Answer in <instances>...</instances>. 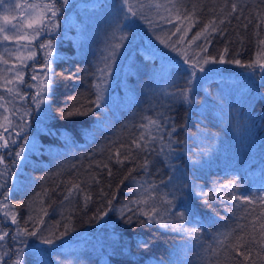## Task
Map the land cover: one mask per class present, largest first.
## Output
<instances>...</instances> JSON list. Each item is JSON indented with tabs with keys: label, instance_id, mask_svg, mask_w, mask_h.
<instances>
[{
	"label": "trees",
	"instance_id": "1",
	"mask_svg": "<svg viewBox=\"0 0 264 264\" xmlns=\"http://www.w3.org/2000/svg\"><path fill=\"white\" fill-rule=\"evenodd\" d=\"M78 2L64 6L57 0L67 18L76 11L78 24L48 35L54 53L60 55L52 62V87L57 77L63 87L48 97L49 119L39 133L40 147L16 169L12 158L10 177L0 189L10 193L8 200L18 209V224L5 225L1 216L3 230L9 233L6 245L11 246L5 264L15 259V249L24 247L12 239L17 226L31 230L39 219L43 222L36 223L37 236L20 238L27 247L33 245L31 252L23 254L22 264H251L227 244L217 242L219 233L247 223L239 218L245 206L235 207L221 195L196 193L226 195L233 189L221 185L234 181L240 194L264 195V70L235 63L209 64L205 73L197 72L189 82L180 49L209 20L224 18L219 25L223 32L212 34L208 51L200 52L201 40L187 49V55L218 57L227 48L226 60L253 63L258 48L264 47L258 43L264 39V25L257 28L256 15L264 12V0H228L239 7L238 13L227 17L220 12L225 0H179L181 8H195V16L184 45L177 44L175 52L160 39L177 40L180 33L171 32L187 22L166 24L160 17L168 13L150 6L168 0H140L147 19L127 21L121 14V0ZM59 24L61 31L63 23ZM114 27L127 37L119 49L113 48L120 43ZM112 51L117 55L107 61L111 74L106 81L98 79L97 68L104 66V57ZM97 84L103 89L100 107L91 103L96 100ZM185 87L190 89L188 100L178 95ZM74 108L86 114L65 118ZM149 116L163 122L165 134L176 129L171 133L175 151L134 150L129 160L118 163L115 153L119 151L123 158L141 131L139 125ZM35 129L28 127L25 132L35 134ZM18 138L17 148L22 144ZM163 143H169L167 135ZM154 147L159 149V142ZM146 156L150 163L144 169ZM76 183L90 200L85 201L84 193L65 198ZM141 185H155L154 196L167 194L173 212L184 211L188 205L196 219L207 225L199 242L184 231L140 223L144 217L135 216L131 223L127 216L121 218L120 209L141 196ZM185 216L188 228L191 216L188 212ZM172 222H176L174 216ZM66 228L55 244H41L37 239L41 233L55 239ZM252 247L259 251L258 245ZM256 251L251 253L252 260L264 264V253L257 256Z\"/></svg>",
	"mask_w": 264,
	"mask_h": 264
},
{
	"label": "snow or ice",
	"instance_id": "2",
	"mask_svg": "<svg viewBox=\"0 0 264 264\" xmlns=\"http://www.w3.org/2000/svg\"><path fill=\"white\" fill-rule=\"evenodd\" d=\"M69 3V0H62V5L66 6ZM5 0H0V5H4ZM150 6L155 7L156 9H164L168 15L161 16L160 18L166 24H173L175 21H186L187 23H179L171 32V35H176L180 33V36L175 41H170L168 39H160V43L164 44L165 47L170 48L172 51H177L176 45H184L185 38L187 37L188 31H190L193 17L195 16V8L189 11L186 8H181L179 0H168L167 3L154 2ZM144 5L140 0H121V14L123 15L124 20H131L132 18H142L147 19L143 13ZM238 4L232 2L228 3V0H225L224 6L220 9V12L223 13L224 17L232 16L233 14L238 13ZM225 8H230V11L224 12ZM15 9H23L22 13L19 14V19L16 22H13L10 19L9 15H4L2 17L3 24H0V44H14V49H9L5 47L4 54L0 55V65H3V69H0V90L7 93V96L0 95V149H7L10 145H16L17 141L15 137H20L23 132L29 127L27 122V117L31 114V109H24L21 113L20 109L16 107L17 101H25L28 99V96L23 94L20 89V85L25 84V72L24 69L28 68L27 61L35 59L37 52L36 47H39L43 50L44 62L42 68L47 69V72L42 73V79L38 81L36 85L27 84L28 88L35 87L37 90L32 96V103L36 106L37 110H40L42 105L47 103V98L51 94L52 89V79L49 73L52 68L53 56V44L51 40L47 42L41 41L39 45H36L34 42L45 34H51L53 30L59 27L56 17L59 13V8L57 7V0H40L39 3L31 2L26 4L16 3L13 5V8L8 11H14ZM126 9V11H125ZM257 19L259 24L257 28L261 25H264V12H258ZM225 22L224 18L211 19L202 30L198 31L191 40L188 41L187 45L180 49V55L184 59V63L188 65L186 69L189 73V82L196 77L197 72L205 73V66L209 64H226V63H235L241 67L255 68L259 67L264 70V47H259L256 53V58L253 63L248 65H243L239 60H226L224 54L227 53L228 49L223 50V54L218 57L207 56V55H193L191 58L187 55V49L191 47L192 44H196L197 41L203 40V44L197 45L200 52L206 53L208 51V46L211 43L212 34L220 31L219 25H223ZM246 27V25H245ZM183 29V31H182ZM259 35V33H257ZM127 37L121 35L119 37L121 43L113 45L114 49H119L122 46V42ZM159 39V37H158ZM25 42V43H22ZM259 45H264V39L259 40ZM117 55L116 51H112L110 56H105L104 60L106 63L102 67L97 68V72L101 75L98 79L107 80L111 74L110 64L107 61L111 60L112 57ZM14 57V61L11 59ZM31 80L37 81V75L35 72L31 75ZM96 100L91 101L95 104L96 107H100V101L102 99V86L100 84L95 85ZM189 88L185 87L179 92V96L184 100H188ZM175 95V94H174ZM83 107V105H81ZM19 114V115H18ZM86 113L81 111L79 108H74L72 111L67 113V117H72L75 115H85ZM18 116V119H17ZM145 123H141L139 128L141 129L140 133L136 138L131 141V146L129 150L125 152L123 158L119 151L115 153V157L118 163H123L124 160H129L132 157L134 150H139L141 152L155 151L157 154H162L165 150L169 154L175 151L171 147L172 137L171 133L175 132L176 129L172 127L170 131L165 134L163 132L164 124L159 119H154L153 117H145ZM165 135L169 140L168 144H164ZM159 142L160 147L157 149L154 145ZM23 145H30L29 139L25 138L21 142ZM134 146V148L132 147ZM31 147H34L32 145ZM25 154V147L21 146L14 153L17 159H23ZM112 157H109L111 159ZM149 159L147 156L143 160L142 168L147 169L149 166ZM0 166H3V170H0V179H3L9 172L8 165L5 164L4 155L0 154ZM107 167V165H105ZM110 174V172H109ZM6 180L3 183H0V189H2ZM156 186L152 185L146 188L144 185H141L143 189L141 196L134 201H131L129 205H125L124 208L120 209L121 218L127 216L128 223H131L133 217L140 216L145 219L139 221L140 223L147 224H156L162 228H172L173 230L184 231L193 238L196 242L198 237L202 232L206 231L207 225L198 221L194 214L191 213V209L188 205H185L184 211L177 210L172 211L173 201L167 199V194L160 196H154L152 190ZM222 189H233L228 194L223 195L220 192L217 193H206L200 191L196 193L202 197L208 196H217L221 195L222 199L225 201H231L232 205L239 207L244 205L241 209L242 215L239 217L242 220H246L247 223L239 224L235 228H232L228 231L219 233L217 242L221 245H226L231 248L233 251L237 252L240 256L244 257V260L251 261V264H256V261L252 260L251 253L256 251L252 245H258L259 251H256L257 256H261V253H264V195L251 196L243 195L236 190V184L234 181H230L228 184L221 185ZM195 189V186H194ZM84 193L85 201L91 199V196L84 192V189L80 187L79 183L72 185L71 190L68 192L66 199L70 198L74 194L79 195ZM47 193L45 192L44 195ZM10 193L3 192L0 193L2 200H0V207L9 208L7 203ZM36 199H39V195ZM111 204V200L108 201ZM205 204L208 203L207 200L204 201ZM161 204H167L168 207L161 208ZM134 205L135 207H133ZM15 206L13 205L12 208ZM257 208L259 211H257ZM42 210V206H41ZM109 209L108 211H111ZM108 211L103 213L104 216L108 215ZM188 212L191 216V221H189V227L185 228L184 224L186 221L185 213ZM131 213L132 215H127ZM46 215V212L44 213ZM4 217H10L12 224H18L15 214L12 211L3 212ZM175 217V223L172 222V217ZM31 220L32 217H29ZM42 219L33 223L31 230L28 228H22L17 226L15 229V235L12 237L13 240L18 241L24 247H27V244L24 240L20 239L22 236H37L39 228L36 227V223H42ZM67 233V228L64 233L55 236V239L50 236H45L41 233L37 239L41 244L52 245L55 244L56 239H61L64 234ZM9 236L7 231H0V248L3 247V242L5 238ZM232 241V243H228ZM146 247V244L144 245ZM24 247L15 249V259L10 261V264H22V257L24 253ZM37 251H42L37 249ZM215 252L216 250L213 249ZM9 255L7 251L0 252V264H5V258Z\"/></svg>",
	"mask_w": 264,
	"mask_h": 264
},
{
	"label": "rangeland",
	"instance_id": "3",
	"mask_svg": "<svg viewBox=\"0 0 264 264\" xmlns=\"http://www.w3.org/2000/svg\"><path fill=\"white\" fill-rule=\"evenodd\" d=\"M59 1L61 3L62 0H59ZM74 1H76V0H69V3L74 2ZM93 1H95V0H93ZM31 2L39 3L40 0H5V4L0 5V24H3L2 17L4 15H9L10 19H12L13 22H16V20L19 19V14L22 13L23 9H15L14 11H8V10H11L13 8L14 4H16V3L26 4V3H31ZM78 3H80V0ZM57 7L59 8V13L56 17V21H57L59 27L56 28L55 30H53L51 32V34H45V35H42L41 37H39L34 42L36 45H39V43L41 41L47 42L48 40H51V38H49L48 35L53 36V35L60 34V32L64 31V29L67 28L69 25H70V27L77 26L78 23H77V18H76V15H77L76 11L71 13L70 17L67 18L66 12L64 10H62L60 6H57ZM60 12H62V15H60ZM60 21L63 23L61 31H60V24H59ZM113 34H114V37L116 35L117 38H119L121 35H123L122 30H120L119 28H116V27H114ZM119 42L121 43L120 40H119ZM22 43H25V42L22 41ZM5 47H7L9 49H14L15 45L14 44H0V55L4 54ZM37 49H39L40 54L39 55L37 54L35 59L27 61L28 68L24 69L25 84L20 85L21 92L23 94L27 95L28 99L25 101H22V102L21 101L16 102V107L20 109L21 113L24 111V109H28V108L31 109V114L27 117V122H28L29 127L37 126V129H35V132H34L35 134H33V133L26 134L27 132H23L24 135L20 136L22 140L26 136L30 141V145L21 144L19 146V147H21V146L25 147V154H24L23 159H17L15 157V161L13 163H11V166L14 167V169H16L20 164L24 163L26 161V159H28L29 156H32V155L34 156L35 152H37V150L40 147V142H39L40 135H39V133L42 131L43 126L48 124V119H49L48 98H47V103L45 105H42L40 110H37L36 106L32 103V96L37 89L35 87L28 88L26 86L27 84L36 85L38 83V81L40 79H42V73L48 71L47 69L42 68V65L44 62L43 50L40 49L39 47H36V52H38ZM53 56H54V59L52 62H56V60L59 59L60 55H59V53H54V51H53ZM11 59L14 61V57H12ZM3 67H4L3 65H0V69H3ZM51 68L53 70L52 65H51ZM52 70H51V72H52ZM34 72L37 75V78H38L37 81H33L30 78ZM50 73H49V75H50ZM56 79H57L58 83L52 87L50 96L54 92L60 91L61 88L63 87L62 79H59L58 77ZM6 94L7 93L0 90V95L6 96ZM17 119H18V116H17ZM15 139L17 141L16 145H10V147L7 149H0V154L4 155L6 165H9L10 161L15 156L14 153L19 148V147L17 148V146L20 144V140L18 137H15ZM41 140L44 142V140H46V139L44 137H42ZM32 145H34V147H31ZM0 170H3V166H0ZM9 177H10V171L8 172V174L3 179H0V182L2 181V183H3L5 180L7 181ZM15 182H16V179L13 181V185L15 184ZM0 193H2L1 190H0ZM0 200H2V198H0ZM7 203L9 204V208L0 207V231H4L3 228L5 227V225L12 224L10 217H7V218L5 217V220H4L5 225L2 224V221H1L2 213L6 212V211H12L15 214V216L17 214L18 209L16 207L12 208L13 204L11 202H9V200L7 201ZM6 243H7V237L5 238V241L3 242V247L0 250V252L7 251L8 253H10V247L11 246L6 245ZM32 250H33V245H31V247L25 248L24 253L25 252H31ZM8 257H9V255L5 258V262L8 259ZM23 257H22V260H23ZM9 264H10V262H9Z\"/></svg>",
	"mask_w": 264,
	"mask_h": 264
},
{
	"label": "flooded vegetation",
	"instance_id": "4",
	"mask_svg": "<svg viewBox=\"0 0 264 264\" xmlns=\"http://www.w3.org/2000/svg\"><path fill=\"white\" fill-rule=\"evenodd\" d=\"M37 50H38L37 54L39 55L40 54L39 49H37ZM28 133H30V132L28 131L26 134H28ZM22 135H24V133H22Z\"/></svg>",
	"mask_w": 264,
	"mask_h": 264
}]
</instances>
